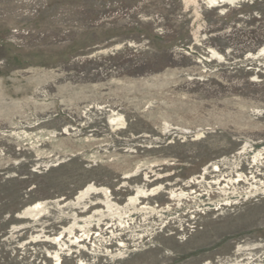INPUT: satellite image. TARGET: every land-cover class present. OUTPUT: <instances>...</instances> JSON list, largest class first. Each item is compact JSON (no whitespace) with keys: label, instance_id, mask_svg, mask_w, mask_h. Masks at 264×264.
<instances>
[{"label":"rangeland","instance_id":"374dc122","mask_svg":"<svg viewBox=\"0 0 264 264\" xmlns=\"http://www.w3.org/2000/svg\"><path fill=\"white\" fill-rule=\"evenodd\" d=\"M58 261L264 264V0H0V264Z\"/></svg>","mask_w":264,"mask_h":264},{"label":"bare ground","instance_id":"6f19581e","mask_svg":"<svg viewBox=\"0 0 264 264\" xmlns=\"http://www.w3.org/2000/svg\"><path fill=\"white\" fill-rule=\"evenodd\" d=\"M88 191H89V190H88ZM82 192H84V191H82ZM39 207H41V203H37V204L31 206V210H34V209L37 210ZM60 236H61V235H58V236H56L54 239H55V240H58V239L60 238ZM57 263L59 264L60 262L58 261Z\"/></svg>","mask_w":264,"mask_h":264}]
</instances>
